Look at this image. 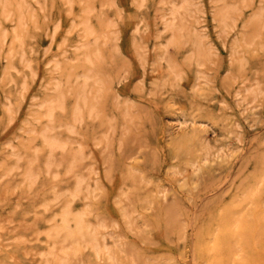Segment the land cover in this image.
<instances>
[{"label": "rangeland", "instance_id": "1", "mask_svg": "<svg viewBox=\"0 0 264 264\" xmlns=\"http://www.w3.org/2000/svg\"><path fill=\"white\" fill-rule=\"evenodd\" d=\"M161 1L146 0L143 5L141 0L31 1L30 20L23 35L33 77L23 65L18 66L20 72L9 70L10 40L0 44V162L11 149L17 153L13 160L15 172L6 175L0 170V261H35L34 253L41 246L35 232L41 222L37 215L43 213L42 202L54 189L61 192L70 187V176L60 169L56 170V178L40 180L31 189L21 185V169L33 156L28 131L32 126L25 120L36 104L33 98L42 99L46 92L47 64L52 60L72 62L75 49L83 41L79 32L71 31L72 25L78 22L77 15L90 6L92 23H97L99 17L112 23L103 46V72L111 79L112 91L104 96L98 118L83 127L85 137L92 132L96 137L88 139V164L93 165L98 181L90 209L121 239L119 244V238L112 240L118 244L119 258L125 264H264V189L248 185L249 179L259 178L262 171L264 95L247 106L236 100L243 79L258 78L264 88V55L260 50L263 36L256 37L252 47L239 48L236 62H246L242 78H236L230 62L235 38L242 35L244 24L261 0H254L253 9H242L236 29L228 37L220 36L213 21V0H198L205 12L198 28L206 35L214 55L201 69L203 78L199 81L197 73L186 68L177 89L156 91L154 83L161 81L162 74L154 63L159 53L155 47H161L169 36L159 38ZM4 28L12 32L14 24L6 23ZM90 42L93 45L94 39ZM187 51L170 47L166 56L181 63ZM24 75L29 77L30 88L22 101L15 102L7 82L11 78L20 82ZM196 88L205 89V97L198 96ZM117 97L121 103L127 102L121 109L129 116L117 120L105 144L99 140L107 130V119L119 113ZM8 99L14 104L9 112ZM173 101L192 107L187 120L192 114L199 116L202 124L198 126L211 146L209 161L204 162L201 153L195 158L189 152L176 156L171 151L177 116L172 113ZM103 123L105 128L99 130ZM74 137L77 141L80 135ZM199 142V138L193 139L188 148L198 149ZM193 162L201 169L192 170ZM130 171L140 181L138 197L154 198V204L134 199L120 201L122 192L131 187ZM75 205L81 209L85 203L78 201ZM60 207L61 203L55 204L51 211ZM122 209L136 218L134 232L127 228ZM20 236L25 237L23 243L15 242L14 238Z\"/></svg>", "mask_w": 264, "mask_h": 264}, {"label": "bare ground", "instance_id": "2", "mask_svg": "<svg viewBox=\"0 0 264 264\" xmlns=\"http://www.w3.org/2000/svg\"><path fill=\"white\" fill-rule=\"evenodd\" d=\"M31 1L40 3V0H0V44L10 40L7 54L11 62L9 70L20 72L18 66L23 65L26 70L32 72L33 77L35 75L31 63L27 60L23 35L30 20ZM145 1L141 0L142 5ZM213 5V21L219 29V34L228 37L235 31L238 15L242 9H253L255 2L254 0H213ZM92 12L93 10L88 6L77 15L78 22L73 23L71 31L79 32L83 40L81 46L75 49L71 63L52 60L47 64L49 70L46 76L47 84L44 86L46 92H43L42 99L33 98L36 104L30 108L28 119L25 120L28 126H32L28 131L31 136L33 156L27 160L25 168L21 169V185L31 189L40 180L50 181L57 177L58 169L62 170L63 175L70 176L68 189L61 192L54 189L42 202L43 213L37 215V219L41 222L35 232L41 246L34 253L36 257L32 264H87V260L94 264H125L119 258L117 251L121 239L111 231L112 226L106 220L93 216L90 209L91 202L96 197L98 181L94 178L96 171L93 165L88 164L91 156L88 139L92 140L96 137L95 132H92L90 137H85L83 127L87 126L90 120L98 118L104 96L112 91L111 79L106 78L103 72V46L108 41L106 32L112 27V23L100 17L97 23H92L90 18ZM204 15L202 1H161L158 19L162 29L159 38L164 35L169 36L161 47H155V52L159 53L156 54L154 63L156 67L161 68L162 74L161 81L154 83L156 91L165 87L177 89L186 68L193 69L197 73L196 80L203 78L201 69L214 55L206 35L198 28L203 23ZM6 23L14 24L12 32L4 28ZM243 29L242 35L235 38L230 54L231 71L236 78H242L241 71L246 64L245 60L236 62L235 56L239 53L240 47L250 48L256 37L263 36L260 50L264 55V0L259 2V6L246 21ZM138 31L139 29L136 28L137 33ZM91 38L94 39L93 45L90 42ZM170 47L188 49L181 63H176L166 56ZM56 74L59 77L53 78ZM7 84L11 87L9 95L15 97V102L22 101L30 88L27 75H24L20 82L12 78L8 79ZM195 92L198 96L205 97V89L196 88ZM262 95L264 88L258 78L243 79L242 88L236 92V100L239 104L247 106ZM8 101L9 112L14 104L9 99ZM115 101L119 113L117 117L107 119V130L99 140L105 144L108 143L117 120L129 116L127 110L123 109V112L121 109L122 104L128 105L127 102L121 103L119 97ZM172 107V113L177 116L171 151L176 156L189 152L195 158L201 153L204 162L209 161L211 146L206 141L205 131L198 126L202 124L198 120L199 116L192 114V119L189 121L186 116L191 106L188 108L173 101ZM177 111L181 113L178 114ZM195 111L202 112L200 109ZM205 117L211 119L210 116ZM105 126L106 124L103 123L99 130ZM77 135L80 137L75 141L74 136ZM195 138L200 139L198 149L194 148L195 146L188 148ZM14 157L17 158V153L11 149L8 156L4 155L0 162V170L6 175L16 170ZM262 158L261 175L259 178L249 179L250 187L264 189V156ZM20 160L22 157H18V161ZM197 167L196 162L190 166L194 171L201 169ZM173 174H176V171H173ZM128 179L131 187L122 192L120 201L134 199L139 200V203L148 201L151 205L154 204V198L138 197V192L141 190L140 181L133 171L128 173ZM142 181L144 180L142 179L141 183ZM161 199L165 202L166 195L163 194ZM78 201L84 202L85 206L81 209L75 208ZM59 203H61L60 209L52 212V207ZM48 212L50 214L45 216L44 214ZM122 218L128 229L133 232L137 229V220L133 218V213L122 209ZM115 238H119L118 244L112 242ZM24 240V236L14 238L17 243H23ZM0 264L8 263L0 261Z\"/></svg>", "mask_w": 264, "mask_h": 264}]
</instances>
